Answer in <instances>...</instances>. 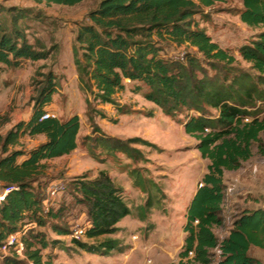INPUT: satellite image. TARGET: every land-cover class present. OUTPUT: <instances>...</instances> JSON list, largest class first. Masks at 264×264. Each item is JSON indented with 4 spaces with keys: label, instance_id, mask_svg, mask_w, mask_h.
I'll use <instances>...</instances> for the list:
<instances>
[{
    "label": "trees",
    "instance_id": "1",
    "mask_svg": "<svg viewBox=\"0 0 264 264\" xmlns=\"http://www.w3.org/2000/svg\"><path fill=\"white\" fill-rule=\"evenodd\" d=\"M36 1L73 7L85 0ZM220 1L101 0L87 14L86 22L79 25L73 48L78 81L89 96L90 109L93 103L112 105L119 114H129L116 96L126 90L127 82L133 83L132 92L142 95L166 116L185 117L186 134L198 141L199 152L210 162L187 208L180 261L170 264H213V251L220 253L218 264H264L250 255L253 247L264 250V208L245 211L222 241L213 232L214 227L224 225V172L241 169L253 157V146L262 147L264 133V117H259V104L264 103V0H241V21L259 31L238 50L254 75L239 68L235 55L213 41L197 20L203 9ZM11 11L0 6V82L6 70L19 68L22 60L46 61L54 52V48L32 44L15 21L4 24L2 14ZM20 14L19 18L26 17ZM173 46L184 52L171 56L167 49ZM39 76L42 79L34 81L32 116L0 138L4 154L0 159V183L18 187L0 205V248L9 236L27 225L34 223L36 227L24 237V257H0V264H56L54 256L46 251L61 245L60 241L50 242L36 229L45 227L49 218L60 220L64 211L45 209L44 199L33 183L45 170L44 161L77 150L81 123L78 115L65 121L56 116L42 120L53 104L60 81L52 71ZM96 112L106 118L104 113ZM26 135L44 136L46 141L29 153L10 150L19 146ZM102 141L108 150L136 161L143 156L131 144L151 146L141 140L122 142L102 137ZM135 174V184L144 186L142 176L137 171ZM75 189L81 196L79 202L88 209V223L86 241L74 243L90 254L123 253L120 241L109 238L121 232L119 224L132 214L123 190L105 171L95 179L76 181ZM146 206H153L151 196ZM53 229L60 237L71 234L62 227Z\"/></svg>",
    "mask_w": 264,
    "mask_h": 264
},
{
    "label": "rangeland",
    "instance_id": "2",
    "mask_svg": "<svg viewBox=\"0 0 264 264\" xmlns=\"http://www.w3.org/2000/svg\"><path fill=\"white\" fill-rule=\"evenodd\" d=\"M100 2L85 0L69 7L40 4L36 0H0L3 9L12 10L2 14L4 24L15 21L32 44L54 48L48 60H22L19 68L7 69L3 74L0 82V138L32 116L34 81L42 79L39 74L55 73L60 85L48 111L61 121L78 115L81 129L77 150L68 156L44 161L45 170L33 183L44 199L45 209L64 211L60 220L49 218L45 227L36 229L50 242L60 241V247L50 248L46 253L54 256L56 264L178 263L186 237L187 208L208 172L210 162L199 152L198 141L186 134L185 117L173 119L166 116L142 95L134 94L133 83L127 82L126 90L116 96L129 114L121 115L112 105L96 103H93L91 112L87 104L89 96L81 90L78 81L73 48L79 25L86 22L87 14ZM242 10L241 0H221L212 8L203 9L204 13L197 20L213 41L235 55L239 68L254 75L238 50L259 31L241 21ZM20 13L26 17L19 18ZM167 52L175 56L182 54L184 49L173 46ZM259 106V117L263 118L264 103ZM96 111L104 113L106 118ZM102 137L122 142L141 140L151 146L131 144L143 156L142 160L136 161L119 151L108 150ZM261 139L262 147L259 144L253 146V157L243 163L241 169L224 172L226 200L221 213L224 225L213 228L220 241L228 237L234 222L245 211L264 208V133ZM45 141L44 136L26 135L19 146L10 150L29 153ZM3 157L0 146V159ZM101 171L107 172L114 184L123 190L132 210V214L119 224L121 232L109 237L119 240L124 252L115 251L109 256L84 252L70 238L58 236L53 229L58 226L72 231L77 226L87 225L88 209L79 202L81 196L75 183L84 177L95 179ZM134 171L142 176L144 186L135 184ZM153 183L157 185L155 188ZM56 186L63 189L54 194ZM149 196L153 200L151 208L146 206ZM219 255L218 251H213V264H218ZM250 255L264 263V250L253 247Z\"/></svg>",
    "mask_w": 264,
    "mask_h": 264
},
{
    "label": "built area",
    "instance_id": "3",
    "mask_svg": "<svg viewBox=\"0 0 264 264\" xmlns=\"http://www.w3.org/2000/svg\"><path fill=\"white\" fill-rule=\"evenodd\" d=\"M55 115L51 113H46L42 120L48 119L50 117H54ZM249 121V120H248ZM18 187L15 186H5L0 183V205H2L6 198L10 193L17 190ZM63 187L56 186L53 193H57L58 191L62 190ZM36 225L29 224L27 225L21 232H18L16 234H12L8 237L6 242L2 245L0 248V257H6V256H12L13 254H16L17 256L23 258L24 257V250H25V243H24V237L27 235V232L31 228H35ZM86 227L85 226H77L73 228L71 231V234L68 236V238L71 239L72 242L78 241L83 242L86 239Z\"/></svg>",
    "mask_w": 264,
    "mask_h": 264
},
{
    "label": "crops",
    "instance_id": "4",
    "mask_svg": "<svg viewBox=\"0 0 264 264\" xmlns=\"http://www.w3.org/2000/svg\"><path fill=\"white\" fill-rule=\"evenodd\" d=\"M64 238V237H63ZM66 238V237H65Z\"/></svg>",
    "mask_w": 264,
    "mask_h": 264
}]
</instances>
